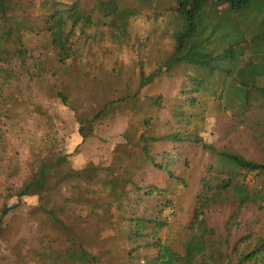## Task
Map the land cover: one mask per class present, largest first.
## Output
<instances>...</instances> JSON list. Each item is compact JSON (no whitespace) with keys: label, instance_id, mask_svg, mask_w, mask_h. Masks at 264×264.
Masks as SVG:
<instances>
[{"label":"trees","instance_id":"obj_1","mask_svg":"<svg viewBox=\"0 0 264 264\" xmlns=\"http://www.w3.org/2000/svg\"><path fill=\"white\" fill-rule=\"evenodd\" d=\"M10 1L7 17L0 0V236L19 201L32 197L55 240L73 237L97 251L86 264H264V231L228 244L249 209L264 221V160L203 136L209 118L224 117L229 135L264 138V0H176L171 49L148 62L149 72L138 58L136 77H123L115 63L105 77L114 80L109 91L116 98H104L91 117L77 120L65 147L51 133L53 116L9 88L55 74L53 61L62 68L79 63L102 50V43L129 47L136 11L123 0H95L91 8L81 0H39L31 8L24 0ZM41 34L47 44L35 55L22 39ZM179 76L180 89L168 107L163 95L142 94L161 77ZM67 93L53 97L68 106ZM19 108L36 113L45 134L43 151L33 155L23 181L14 186L19 161L8 121L23 117ZM162 111L169 117L160 130ZM123 117L126 126L110 148V160L90 159L88 147L102 124ZM187 148L200 150L208 162L190 223L174 233L171 191L173 185L188 186ZM221 210H228L223 237L208 221Z\"/></svg>","mask_w":264,"mask_h":264},{"label":"rangeland","instance_id":"obj_2","mask_svg":"<svg viewBox=\"0 0 264 264\" xmlns=\"http://www.w3.org/2000/svg\"><path fill=\"white\" fill-rule=\"evenodd\" d=\"M10 2V0H4L3 11L6 10L7 17H10L7 11ZM38 2L39 0H24V6L29 7L30 3L37 5ZM94 2L95 0H81L86 8H91ZM99 2L105 4L111 0H99ZM175 3L176 0H151L147 3H143L142 0H123L122 5L133 8L137 14L130 20L129 47L124 46L119 49L109 42L102 43V50H98L93 56L87 55L81 62L69 64L63 68L58 67L53 61L51 65L55 74H47L39 82L23 81L18 85L14 83L8 91L14 96L17 92L22 94L28 103L41 106L51 114L54 122L51 133H54L56 139L62 141L65 147L78 127L77 120L91 117L104 98H116L109 91L112 89L109 86H113L114 80L105 77L108 73L110 74L115 63H119L122 67L123 77H126L128 72L132 77H136L138 58L144 60L145 71L149 72L153 64L148 62H154L162 51L168 52L171 49L172 13ZM22 42L25 47L38 55L40 48L47 44V39L42 34L25 35ZM105 47L111 48V52L103 53ZM180 80V76L175 79L161 77L143 89L142 94H161L168 107L180 89ZM63 89L68 92V106L53 97V93ZM17 111L23 117L8 121V126L12 127L10 139L17 149L19 161L18 175L10 181L14 186L23 181L33 155L43 151L45 134V129L36 113H26L20 108ZM159 115L161 130V124L169 116L166 111L160 112ZM125 126L126 118L124 117L102 124L100 133L96 136L97 143L94 142L95 144H90L88 147L89 158L96 161L97 159L109 161L110 148L115 139L121 140V133ZM228 127L227 118L211 117L206 122L204 139L218 146H229L249 159L264 160V138L255 141L241 131L229 135ZM225 134L227 136L224 138ZM98 146L104 149L100 150ZM183 151L190 157L192 164L187 170L188 186H172L171 196L176 209L171 218L174 233H179L180 226L190 223L196 196L201 190L199 178L208 162L207 156L196 148H187ZM9 203H14V200ZM35 206V198H22L18 207L4 222V231L0 236V264H86L87 260L96 256L97 251L92 246H82L73 237L69 239L61 237L55 240L56 235L49 233L47 227L43 226L42 218L34 210ZM259 214L255 209H249L240 219L239 226L233 228L229 234L228 244L232 245L236 239L247 232L254 234L264 231V221H257ZM227 216L228 210L216 211L208 216L209 226L215 228L219 237L227 234L224 228Z\"/></svg>","mask_w":264,"mask_h":264}]
</instances>
